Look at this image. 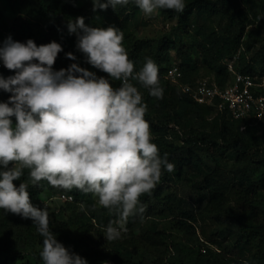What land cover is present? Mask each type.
<instances>
[{"label":"trees","instance_id":"trees-1","mask_svg":"<svg viewBox=\"0 0 264 264\" xmlns=\"http://www.w3.org/2000/svg\"><path fill=\"white\" fill-rule=\"evenodd\" d=\"M79 1H21L19 13L8 32H0V46L9 35L20 42L34 39L38 46L55 40L62 45L63 51L53 65L54 70L66 69L73 63L90 70L93 66L76 48V35L68 32L69 21L83 16L89 26L106 28L115 25L124 30L123 45L130 59L137 62L136 66H141L146 57L153 58L159 65L163 98L150 96L143 87L140 90L148 105L146 119L150 121L154 142L161 155L168 153L170 162L175 164L174 170L165 172L155 189L142 197L147 205L144 218L129 219L123 240L113 241L115 250L104 256L99 251H92L86 259L94 264H107L106 257L114 264H230L233 258L249 264H264V126L247 124L241 130L240 121L231 119L226 112L218 113L213 107L199 105L168 81L165 73L175 64L182 72L184 84L193 85L200 79L196 73L197 62L191 53L193 46L177 45V40H182L181 33L174 41L169 37L156 41L137 38L129 22L131 13L138 14V6L133 0L127 5H118L116 10L109 7L97 11H93L92 0H83L82 5ZM238 4L239 0H187L183 13L160 10L170 20L178 18L183 32L189 31L193 13L200 17L202 23L196 27L197 35L201 37V62L213 73V81L219 86L231 79L226 60L232 59L243 45L247 51L252 48L243 41L247 11L240 9L237 12ZM9 9L10 12L13 10ZM255 9V19L264 26V18H261L264 5ZM172 50L181 56L179 63L172 59ZM68 52H72L77 60L69 59ZM235 68L243 74H264V47L252 60L242 53ZM95 71L98 76L110 79L109 74L96 68ZM0 74L7 78L15 73L0 62ZM112 83L119 87L121 82ZM10 96L11 93L0 90V102H7ZM12 119L17 122L15 117ZM170 122L175 124L172 141L162 135ZM228 152L235 156L232 164L227 162ZM25 181L29 184L31 202L41 209L43 195L67 193L73 196V202H64L72 211L70 221L57 223L51 219L50 222V228L60 242L70 240L67 230L74 223H85L81 230L88 233L95 226L103 229L116 218L114 213L98 205L92 193L76 188H56L46 180L33 185L27 169L14 183L18 187ZM77 210L79 212L75 213ZM205 226L211 229L207 230ZM168 228H171L170 232ZM138 229L144 231V237L133 236ZM174 232L182 234L183 239L166 245ZM42 239L31 219L0 209V264L25 258L30 248L42 244ZM212 246L221 251L216 252ZM139 255L141 260L135 262Z\"/></svg>","mask_w":264,"mask_h":264},{"label":"clouds","instance_id":"clouds-1","mask_svg":"<svg viewBox=\"0 0 264 264\" xmlns=\"http://www.w3.org/2000/svg\"><path fill=\"white\" fill-rule=\"evenodd\" d=\"M133 2L147 16L162 9L183 13L187 7V0ZM92 3L93 11L116 10L129 0ZM68 32L76 35V48L86 62L110 79L78 63L54 70L63 51L55 40L38 46L34 39L20 42L9 35L0 46V62L15 73L7 78L0 74V90L11 93L7 102H0V209L33 221L43 238V264L89 261L57 239L50 228V210L31 202L28 181L18 187L14 183L25 169L33 185L46 180L56 188H76L98 197V205L116 216L103 226L106 240L115 241L127 232L130 218H144L147 205L142 197L175 168L154 142L140 90L163 98L157 62L146 57L137 67L123 45L124 30L115 25L89 26L81 16L69 21ZM66 56L77 60L72 52ZM112 81H120V86Z\"/></svg>","mask_w":264,"mask_h":264},{"label":"rangeland","instance_id":"rangeland-1","mask_svg":"<svg viewBox=\"0 0 264 264\" xmlns=\"http://www.w3.org/2000/svg\"><path fill=\"white\" fill-rule=\"evenodd\" d=\"M23 0H0V32H8L9 27L13 24L16 14L19 13V5ZM83 4V0L79 1V5ZM35 5V4H34ZM258 5H264V0H239V4L237 5V12L240 9H245L247 11V28L244 36V43H249L252 45L250 51H247V47L243 45L238 52L233 56L232 59L226 60L228 65V69L230 70V66L232 69L236 70V62L239 56L243 53L246 54L248 60H252L256 54L264 47V26H260V22L255 19L256 9L255 7ZM9 7L13 10L10 12ZM138 14L132 15L130 14L131 18L130 22V29L133 30L134 35L143 40H151L156 41L160 40L164 37H169L171 40H175L177 35L181 33L182 40L178 42L177 45L179 47L183 45L193 46L191 49L192 57L197 62V76L200 79H208L213 80L212 72L205 68L201 62L202 56V49L199 45L201 41V37L197 35L198 28L196 27L198 24L202 23L200 21V17L197 14L193 13L190 19L191 27L188 32H183L181 27L178 24V18L170 20L168 19L165 14L159 11L158 14L153 16H147L141 11L138 7ZM18 16V15H17ZM261 18H264V12L261 15ZM215 28L219 29L217 25ZM222 30L219 32L221 33ZM170 55L175 63H179L181 56L176 51H171ZM82 62V61H81ZM90 71L96 72L94 67L90 68ZM232 76V75H231ZM14 124L17 122H13ZM259 135H262L261 132H258ZM162 135L167 138L168 141L174 140L175 137V124L170 122L169 128L162 132ZM226 159L229 164H232L235 160V156L232 152H228L226 154ZM9 167H12V163L9 164ZM193 175V171L190 172V176ZM56 196V195H54ZM54 196L50 195H43L41 199V207L42 209L45 205L50 210V217L53 221L59 222H69L72 211L67 208L66 203L59 201V200H51ZM263 197H264V190H263ZM94 199L96 202L98 201V197L94 195ZM62 215L58 216L59 213ZM77 210L75 213H78ZM85 223L77 222L72 224L67 233L70 232V240L68 242H62L67 248L75 253L79 254L81 257L86 258V256L92 251H99L104 256L105 253L115 250L116 244L113 241H107L106 238L103 236V229L97 228L91 229L88 233H83L81 230ZM199 227V225H197ZM207 230L211 228L205 226ZM168 232L171 231V228H168ZM127 233H124L126 235ZM134 237H144V231L136 230L133 233ZM125 239L127 238L124 237ZM182 234L180 233H173V237L167 240L166 245H170L172 242L181 241ZM119 240H123L120 238ZM212 248L216 252H220L216 246H212ZM42 250V244H37L33 248H30L23 259L12 260L10 264H43V261L39 255L40 251ZM143 253V250H141ZM158 252L153 255L155 258L157 257ZM230 259V258H227ZM107 264H114L110 257H106ZM141 260V256H137L135 258V262H139ZM230 264H249L247 262H241L236 259H230ZM89 264H94L93 262H89Z\"/></svg>","mask_w":264,"mask_h":264},{"label":"built area","instance_id":"built-area-1","mask_svg":"<svg viewBox=\"0 0 264 264\" xmlns=\"http://www.w3.org/2000/svg\"><path fill=\"white\" fill-rule=\"evenodd\" d=\"M231 79L223 86L208 79H198L193 85L182 82V72L177 64L170 67L165 78L188 94L199 105L213 107L216 112L242 123L264 126V74H243L230 66ZM73 202V196L61 193L51 200Z\"/></svg>","mask_w":264,"mask_h":264}]
</instances>
